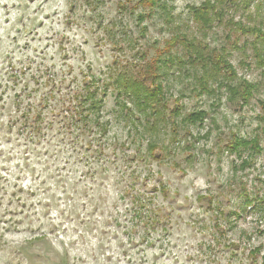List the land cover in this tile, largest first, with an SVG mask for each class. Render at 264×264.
Wrapping results in <instances>:
<instances>
[{"label":"rangeland","instance_id":"obj_1","mask_svg":"<svg viewBox=\"0 0 264 264\" xmlns=\"http://www.w3.org/2000/svg\"><path fill=\"white\" fill-rule=\"evenodd\" d=\"M204 1L150 9L138 0H0L1 124L15 114L14 92L52 75L61 88H108L101 160L62 151L58 138L59 158L24 174L9 156L24 147L0 142V264H57L64 255L67 264H264V72L251 58L253 38L236 27L255 26L264 0H208L214 16L201 31L191 10ZM189 43L204 48L205 69L190 60ZM219 55L230 81L211 76ZM150 63L158 115L113 83ZM241 81L253 85L250 96ZM92 180L102 185L89 190ZM138 195L154 211L152 229L134 226ZM24 206L33 221L16 214ZM40 235L50 250L28 244Z\"/></svg>","mask_w":264,"mask_h":264},{"label":"trees","instance_id":"obj_2","mask_svg":"<svg viewBox=\"0 0 264 264\" xmlns=\"http://www.w3.org/2000/svg\"><path fill=\"white\" fill-rule=\"evenodd\" d=\"M138 1L142 6H147V8L150 9H156V6L160 2V0ZM233 5H236V3H233ZM254 8V18L256 22L252 20V23L255 26L246 28L244 25L237 24L236 27L243 36H250L253 38L248 45L252 50L251 58L255 61V66L261 68L264 72V19L261 14L264 7L261 3H256ZM212 9L215 8L210 5L208 0H205L199 7L191 10L193 18L200 24L199 28L201 31L206 27L205 25L210 24V18L214 16V11ZM248 18L252 19V16ZM243 28H246V30H243ZM186 40V37L182 35L181 41L184 42ZM189 44L191 50L190 60L200 68L202 67L205 69V62L208 63V61L201 53L204 48L201 49L194 43ZM213 58L215 60V67L209 65L214 71L211 76L214 79L222 77V79L228 81L232 80V78H234L233 69L226 58H224L223 55ZM152 64L154 63H150L146 66V73L144 74L140 72V75L120 74L114 79L113 83L119 87L116 88L119 92L118 95L124 94L130 99L132 95L135 101L142 100L138 102V105L143 110L152 111L154 114L156 113V115H158L159 112L155 107L156 105L153 103L157 101L155 98L156 95L153 94L154 90L147 86V78L150 76L154 77L155 68ZM56 78L57 76L52 75L51 78L48 80L46 79L42 84H38L39 88H21L18 92H14L13 103L11 104L14 107V113L17 114L18 112L19 114H14L12 117L8 115L9 117H7L6 123H0V142H4L5 147H9L17 140L20 142V146L24 147L22 151L23 156L9 155L12 159H15L14 163L18 172H24V174H26L30 171L33 173L37 165L46 164L50 158L58 159L60 152V143L56 140L58 138L59 142L64 145L62 150L64 152L68 149L66 147H70L72 153H78V151L84 150V152L89 153V155L97 157L98 160H101V157L105 156V139L108 135V130L99 115L102 113L108 88H102L98 84V86L93 88V84L87 82H85L81 88H61V82L63 83V81L57 84ZM48 86L49 88H41ZM238 87L246 97L250 96L251 94H249V91L254 89L253 85H250L246 81L239 82ZM156 88H161V86L158 85ZM14 89L18 90V88ZM227 90L231 91L234 90V88H228ZM54 94H56V97ZM158 96L161 97L159 94ZM3 108L4 106L1 105L0 111ZM169 109L171 115L173 111H176L175 106ZM49 115L52 116L50 119L48 118ZM161 121H163V119H161ZM40 146L43 148L46 147L41 157L37 151V148ZM1 152H6V150L0 147V153ZM9 152H11V148H9L8 153ZM50 152H54V155H51ZM43 156H45V160ZM64 163L68 164L67 157L64 158ZM100 174H105V171L100 172ZM95 182L97 184H95ZM91 184L89 190H92V187L95 185L101 186L102 182L98 183L96 180H92ZM74 193L78 194V191L74 190ZM14 196L15 193L10 195V200L8 201L9 206H12L11 199ZM72 197L74 199L76 198L74 195ZM141 199H143L141 195L131 199L130 205L132 217L135 220L134 226L136 228L139 223L144 230H149L154 226L156 227V221L154 222L156 216L153 210H150L148 206L149 210H147L145 205L141 204ZM100 201L101 203L98 205H107L104 197H101ZM26 211V206H24L22 210L16 212V214L23 215L24 220L21 221L24 223H26V220L29 222L33 221V212L27 214ZM13 214L15 213L13 212ZM31 232L33 231L31 230ZM36 241H41L43 243V241H45V236L40 235L36 237V240L30 239L28 244L32 245ZM43 244L46 249H44V251L51 249L46 243ZM66 258L65 255L60 257L59 262L56 263L67 264Z\"/></svg>","mask_w":264,"mask_h":264}]
</instances>
